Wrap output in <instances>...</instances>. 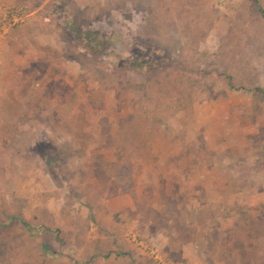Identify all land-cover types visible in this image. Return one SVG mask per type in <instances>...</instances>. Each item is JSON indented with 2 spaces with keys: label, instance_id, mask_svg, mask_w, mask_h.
Masks as SVG:
<instances>
[{
  "label": "rangeland",
  "instance_id": "obj_1",
  "mask_svg": "<svg viewBox=\"0 0 264 264\" xmlns=\"http://www.w3.org/2000/svg\"><path fill=\"white\" fill-rule=\"evenodd\" d=\"M260 89L264 0H0V264H264Z\"/></svg>",
  "mask_w": 264,
  "mask_h": 264
},
{
  "label": "built area",
  "instance_id": "obj_2",
  "mask_svg": "<svg viewBox=\"0 0 264 264\" xmlns=\"http://www.w3.org/2000/svg\"><path fill=\"white\" fill-rule=\"evenodd\" d=\"M27 18L28 15L26 14L25 10L20 8L9 9L3 16L2 26L4 29L7 27H18L24 24Z\"/></svg>",
  "mask_w": 264,
  "mask_h": 264
},
{
  "label": "trees",
  "instance_id": "obj_3",
  "mask_svg": "<svg viewBox=\"0 0 264 264\" xmlns=\"http://www.w3.org/2000/svg\"><path fill=\"white\" fill-rule=\"evenodd\" d=\"M258 91L264 95V91L262 89H260Z\"/></svg>",
  "mask_w": 264,
  "mask_h": 264
}]
</instances>
